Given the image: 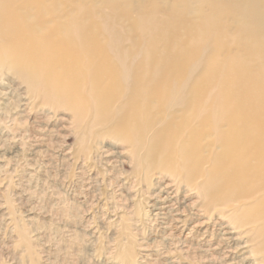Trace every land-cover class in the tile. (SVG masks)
Masks as SVG:
<instances>
[{
	"label": "bare ground",
	"instance_id": "1",
	"mask_svg": "<svg viewBox=\"0 0 264 264\" xmlns=\"http://www.w3.org/2000/svg\"><path fill=\"white\" fill-rule=\"evenodd\" d=\"M0 74L250 227L264 264V0H0Z\"/></svg>",
	"mask_w": 264,
	"mask_h": 264
},
{
	"label": "rangeland",
	"instance_id": "2",
	"mask_svg": "<svg viewBox=\"0 0 264 264\" xmlns=\"http://www.w3.org/2000/svg\"><path fill=\"white\" fill-rule=\"evenodd\" d=\"M12 77L0 74V264H262L250 227L205 215L166 173L135 172L117 139L81 143L70 111Z\"/></svg>",
	"mask_w": 264,
	"mask_h": 264
}]
</instances>
